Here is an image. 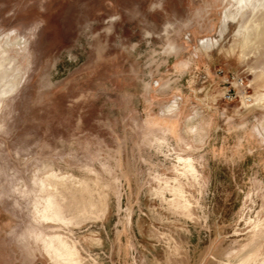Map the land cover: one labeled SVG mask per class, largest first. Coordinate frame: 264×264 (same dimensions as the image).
Wrapping results in <instances>:
<instances>
[{"label":"rangeland","instance_id":"rangeland-1","mask_svg":"<svg viewBox=\"0 0 264 264\" xmlns=\"http://www.w3.org/2000/svg\"><path fill=\"white\" fill-rule=\"evenodd\" d=\"M0 65V264H264V0H0Z\"/></svg>","mask_w":264,"mask_h":264},{"label":"built area","instance_id":"built-area-1","mask_svg":"<svg viewBox=\"0 0 264 264\" xmlns=\"http://www.w3.org/2000/svg\"><path fill=\"white\" fill-rule=\"evenodd\" d=\"M237 96V93H232L231 91L227 92L225 97H227L228 100L233 101Z\"/></svg>","mask_w":264,"mask_h":264},{"label":"bare ground","instance_id":"bare-ground-1","mask_svg":"<svg viewBox=\"0 0 264 264\" xmlns=\"http://www.w3.org/2000/svg\"><path fill=\"white\" fill-rule=\"evenodd\" d=\"M0 66H1V65H0ZM1 67H2V66H1ZM15 88H16V87H14L13 89L10 88L11 90H10L8 93H5L2 97L6 98L8 94H11V93L15 90ZM3 92H4V91H3ZM241 93H242V92H241ZM0 94H1V93H0ZM241 96H242V99H243L244 97H248V96L245 95V93L241 94ZM250 98H251V97H250ZM245 104H247V102H245Z\"/></svg>","mask_w":264,"mask_h":264}]
</instances>
